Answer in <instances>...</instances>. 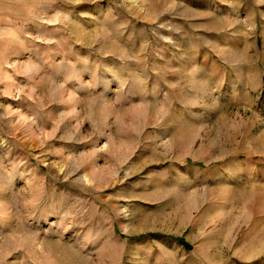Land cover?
Here are the masks:
<instances>
[{"label":"rangeland","instance_id":"1","mask_svg":"<svg viewBox=\"0 0 264 264\" xmlns=\"http://www.w3.org/2000/svg\"><path fill=\"white\" fill-rule=\"evenodd\" d=\"M0 264H264V0H0Z\"/></svg>","mask_w":264,"mask_h":264}]
</instances>
